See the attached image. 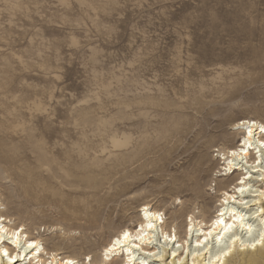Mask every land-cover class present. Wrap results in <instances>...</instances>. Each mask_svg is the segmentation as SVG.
<instances>
[{
	"label": "rangeland",
	"instance_id": "1",
	"mask_svg": "<svg viewBox=\"0 0 264 264\" xmlns=\"http://www.w3.org/2000/svg\"><path fill=\"white\" fill-rule=\"evenodd\" d=\"M243 119L264 123V0H0V212L49 253L113 262L145 204L179 244L211 224ZM112 200L134 213L90 229Z\"/></svg>",
	"mask_w": 264,
	"mask_h": 264
},
{
	"label": "bare ground",
	"instance_id": "2",
	"mask_svg": "<svg viewBox=\"0 0 264 264\" xmlns=\"http://www.w3.org/2000/svg\"><path fill=\"white\" fill-rule=\"evenodd\" d=\"M241 124L248 125L249 134L242 132L240 144L227 151L221 169L224 179L220 183V194L224 197L211 224L191 218L192 223L184 230V239L179 244L180 236L176 229L171 232L162 227V236L159 235L158 228L165 221L160 211L145 204L141 209L144 210V215L140 217V229L131 231L130 226H127L117 231L105 247V254H112L113 262H109L107 258L92 264H136L134 256L139 250L142 252L138 256L144 257L143 264L167 262L171 255L172 258L165 264H264V207L253 208L264 204V191L258 195V189L252 190L259 186L257 183L264 182V123L243 119ZM254 158H257V162ZM230 174L236 176L230 179ZM239 179L242 181L239 182ZM258 196L261 197L257 198ZM124 201L116 200L118 204L113 203V200L111 204L104 203L90 223V229L103 230L112 222L124 220L130 213H134L132 202ZM7 214L0 212V264H22V261L30 264H81L75 255L60 257L62 252L58 247L52 253L47 252V248L41 246L44 245L41 238L31 234L27 236L23 232L22 229L26 228L24 224L21 225L22 232L18 237L17 228L10 224ZM22 235L25 240L21 238ZM45 253L50 254V258H45ZM37 254L41 255L40 258Z\"/></svg>",
	"mask_w": 264,
	"mask_h": 264
}]
</instances>
